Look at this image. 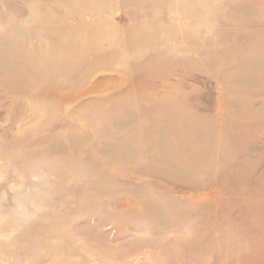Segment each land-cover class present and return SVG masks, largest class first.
<instances>
[{
    "label": "rangeland",
    "instance_id": "rangeland-1",
    "mask_svg": "<svg viewBox=\"0 0 264 264\" xmlns=\"http://www.w3.org/2000/svg\"><path fill=\"white\" fill-rule=\"evenodd\" d=\"M34 54L77 75L0 83V264H264V0H0Z\"/></svg>",
    "mask_w": 264,
    "mask_h": 264
},
{
    "label": "bare ground",
    "instance_id": "bare-ground-1",
    "mask_svg": "<svg viewBox=\"0 0 264 264\" xmlns=\"http://www.w3.org/2000/svg\"><path fill=\"white\" fill-rule=\"evenodd\" d=\"M64 49H65V47L63 46L60 50L55 51L56 56L57 55L60 56L61 54L62 55L65 54ZM77 64H80V63H77ZM66 70H67V63L66 64L59 63V64L51 65V62L48 61V59H46V56H44L43 54H39V55L34 54L31 56L29 55V57H27L24 70H17L14 74H12L10 76H7V75L3 76L0 79V83L8 86V88L10 90L16 89V90H18V92L25 94V87L24 86L28 85V84H33V86L36 87L37 90H40V89L42 90L43 85H44V83L40 82L42 77L43 78L48 77V76L54 77L58 73L59 74L65 73V74H69V76H70L69 79H71L70 81L72 82L74 80V77L77 75V71L75 70L74 72H67L66 73L65 72ZM25 73L28 75L26 78L24 76ZM112 74H114V73H112ZM95 75H97V74H95ZM98 76H99V73H98ZM92 84H93V82L86 85L85 88L82 87L83 89H81L80 91H77V93L83 94V96L87 95L86 93L92 91V89H93ZM46 86L47 85L45 84V87ZM93 90H95V89H93ZM96 91H97V89H96ZM92 92H94V91H92ZM100 92H101V90H100ZM90 93H88V95L92 94V93L91 94ZM101 94H99V95H101ZM94 95L96 96L95 93H94ZM80 97H81V95H80ZM172 120H173V122H176V124L184 125L185 128L183 127V129H181V130H176L172 134L169 132H167L166 135L164 134L162 137L166 141H165V143L162 144V149H163L162 151L167 153L166 150H169V148L177 147L176 153L180 156H182V155L186 156V155L190 154L195 149V146H196V140L198 139V137H196L197 133L195 132V130L198 129L196 123H194L196 121H191L190 119H185V118L182 120L180 117H177V118L172 117ZM198 123L200 124V122H198ZM125 143H126V140H125Z\"/></svg>",
    "mask_w": 264,
    "mask_h": 264
}]
</instances>
